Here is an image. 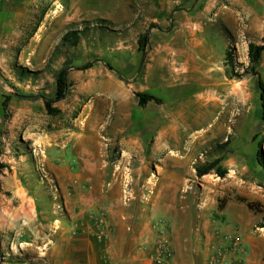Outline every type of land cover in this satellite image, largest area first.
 I'll return each mask as SVG.
<instances>
[{
    "label": "rangeland",
    "instance_id": "1",
    "mask_svg": "<svg viewBox=\"0 0 264 264\" xmlns=\"http://www.w3.org/2000/svg\"><path fill=\"white\" fill-rule=\"evenodd\" d=\"M261 8L259 0H0V166H4L0 169V264H51L59 232L71 230L72 220L63 213L46 179H40L43 173L35 150L21 133L27 118L34 117L38 118L36 126L64 134L62 139L65 133L88 130L99 138L109 167L120 165L123 170V187L117 197L127 203L125 207L143 201L155 218L152 236L142 245L155 247L164 237L171 255L177 235L201 264H243L257 253L259 249L248 242L264 231V169L256 160L259 142L264 153V122L258 77L253 71L263 84L264 72L251 65L249 45L264 44ZM99 19L114 24L122 38L106 49L80 46L73 66L96 60L113 66L123 63V72L118 69L121 76L135 77L133 101L136 93L149 94L164 103L158 108L165 106L171 114L184 105L185 111L176 119L178 125L171 124V138L166 140L169 147L185 154L170 153L172 165L177 160L185 164L184 192L169 189L161 195L157 184L150 193L147 177L157 183L163 180L156 174L157 166L143 162L146 158L136 153L120 158L122 150L132 148L142 154L144 132L141 126L117 124L115 112L101 109L109 101L105 103L99 95L83 99L79 95L76 102L73 92L54 101L55 75L63 66L52 57L54 47L67 30ZM143 36H147L145 45ZM153 37L172 38L179 52L184 50L183 37L201 41L203 62L209 60L215 67L212 74L203 73L202 83L209 88H200V84L182 87L175 76L180 86L169 89L167 82L161 90L152 89L153 81H146L144 68ZM203 91H209L216 101L195 111L192 107ZM18 94L53 100L51 106L58 112L50 115L44 100L32 102ZM85 103L91 105L89 113L82 112ZM75 118L76 123L70 120ZM216 159L221 162L209 174L196 175L195 167L203 169ZM90 193L92 197L106 194L105 189ZM101 207L88 215L105 214L108 236L104 243L110 241L114 227ZM9 258L15 263L7 262Z\"/></svg>",
    "mask_w": 264,
    "mask_h": 264
},
{
    "label": "crops",
    "instance_id": "2",
    "mask_svg": "<svg viewBox=\"0 0 264 264\" xmlns=\"http://www.w3.org/2000/svg\"><path fill=\"white\" fill-rule=\"evenodd\" d=\"M259 1L262 8L258 10V13L262 18L264 0ZM172 40V38H152L144 68L146 81H153L152 89L154 90H161L167 82L169 89L171 85L174 88V84H178L175 81L176 78L182 87L200 84V88H206L208 85L202 83L203 73L206 76L210 75L215 67L210 65L209 60L203 62L201 41L196 43L194 38L183 37L181 46L184 50L179 52L173 47ZM123 65L122 63L120 66H113L105 61L96 60L87 69L72 67L67 72V80L70 83L67 92L75 93L73 99L76 102L80 101V97L83 99L86 96L99 95L104 98V102H110L107 105L102 104L101 109L105 113L107 109L115 112L118 118L117 124L141 126L144 132L141 137L145 146V149L141 151L142 154L133 152L132 148L122 150L120 158L133 156V153H136L146 158L143 162L148 164L153 162L157 166L156 174H159L163 180L157 183L147 177L145 183L150 184L145 185L147 190L151 189L150 193L157 184L161 195H165L164 191L169 189L176 192L182 189L184 192L185 164H180V160H177L178 163L172 165L170 153L173 152L180 157L185 154H179L178 150L175 151L166 143V140L171 138V124L178 125L176 119L185 111L184 105L179 106L178 111H172V114L166 110L165 106L158 108L164 105L159 100L157 102L151 100L140 106L136 94L137 99L135 101L131 99L135 77L130 79L122 77L118 71L119 69L123 72L121 69ZM257 67L259 72H264L263 54L260 56ZM209 91L198 94L196 97L198 102L192 107L193 110H203L202 105L208 108L207 105L215 103L216 99ZM90 110V103L82 105V112L89 113ZM135 117L136 120H134ZM70 120L76 123L78 118ZM37 121L36 117L27 118L21 133L35 150L40 164L39 169L43 173L40 179H46L50 188L55 191V196L59 197L57 203L61 206L63 213H66V216L69 215L72 220L71 230H67L66 234L59 232L57 236L59 239L52 248L51 264H201L192 254L193 252L183 247L177 238V229H175L176 236L173 237V253L160 262L150 256L151 247L142 243L152 236V222L155 218L146 210L143 201H141L142 204L131 202L125 207L127 203L117 197L119 189L123 187V170L120 165L119 168L118 165L116 168L109 167L106 153L103 152L100 140L94 133L89 130L65 133L67 136L62 139L60 137L64 134L45 131L36 126L39 125ZM59 139L62 140L59 141ZM132 141L136 143L138 139ZM91 189H105L106 194L99 193L92 197ZM143 196L146 199L150 198L149 193ZM182 196L185 197L184 194ZM163 203L164 201H157V204ZM101 206L106 210L107 219L114 227L110 241L104 243L95 238L90 222L86 218L94 209H102ZM177 219L179 218H175ZM127 228L130 232H127ZM256 237L257 239L251 240L248 244L259 251L256 253L253 250L255 254L248 259L245 258L243 264H261L264 261V231Z\"/></svg>",
    "mask_w": 264,
    "mask_h": 264
},
{
    "label": "trees",
    "instance_id": "3",
    "mask_svg": "<svg viewBox=\"0 0 264 264\" xmlns=\"http://www.w3.org/2000/svg\"><path fill=\"white\" fill-rule=\"evenodd\" d=\"M82 27H72L67 30L65 35L60 39L58 44L54 47L52 52V57L62 61V67L58 74L55 75V82L57 86V94L54 101H59L65 98L69 84L67 82V72L70 68L74 67L73 62L78 58L77 50L80 46L88 48H97V49H106L108 44L115 43L116 40L122 38L120 30H116L114 24L111 22L99 19L95 22L93 21H83L81 22ZM144 45L147 43V36H143ZM264 51V44L260 46L249 45V59L252 66H256L260 59L261 53ZM93 62H87L81 66H78V69H87L91 67ZM29 76H35L37 72H27ZM254 76L258 77V88L260 90V102H261V120L264 122V84L262 83L259 75L253 71ZM21 99L35 102L38 99L44 100V106L48 114L52 115L57 113L58 110L51 106V101L46 100L41 95L38 94H28V95H17ZM138 98V104L140 106L145 105L147 102L153 100L158 101L157 98L146 93H136ZM256 160L258 165L264 169V153L262 148V142H259L256 150ZM221 160L216 159L207 165V167L201 169L195 167L196 175L202 177L206 174H209L214 168L220 164ZM4 166H0L2 169ZM219 175H223V172L219 168L216 169ZM248 207H252L251 204H248ZM7 262L15 263L13 258H9ZM17 263V262H16Z\"/></svg>",
    "mask_w": 264,
    "mask_h": 264
},
{
    "label": "built area",
    "instance_id": "4",
    "mask_svg": "<svg viewBox=\"0 0 264 264\" xmlns=\"http://www.w3.org/2000/svg\"><path fill=\"white\" fill-rule=\"evenodd\" d=\"M104 217L105 214L102 212H99L98 215L90 214L87 217L88 221L90 222V226L92 227L93 234L99 242H102L108 236L107 229L103 224ZM149 254L157 262H160L161 260L169 257L170 252L168 250V240L164 237H161V239L157 241L156 246L151 247V251Z\"/></svg>",
    "mask_w": 264,
    "mask_h": 264
},
{
    "label": "bare ground",
    "instance_id": "5",
    "mask_svg": "<svg viewBox=\"0 0 264 264\" xmlns=\"http://www.w3.org/2000/svg\"><path fill=\"white\" fill-rule=\"evenodd\" d=\"M205 96V95H204ZM202 97V96H201ZM207 97V96H206ZM203 99V98H202ZM204 102V101H203Z\"/></svg>",
    "mask_w": 264,
    "mask_h": 264
}]
</instances>
